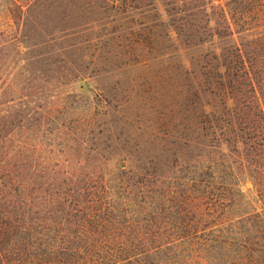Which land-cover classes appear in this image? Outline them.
I'll use <instances>...</instances> for the list:
<instances>
[{
	"label": "trees",
	"instance_id": "16d2710c",
	"mask_svg": "<svg viewBox=\"0 0 264 264\" xmlns=\"http://www.w3.org/2000/svg\"><path fill=\"white\" fill-rule=\"evenodd\" d=\"M142 1L182 83L177 139L136 161L19 58L48 0H0V264H264V0Z\"/></svg>",
	"mask_w": 264,
	"mask_h": 264
},
{
	"label": "rangeland",
	"instance_id": "374dc122",
	"mask_svg": "<svg viewBox=\"0 0 264 264\" xmlns=\"http://www.w3.org/2000/svg\"><path fill=\"white\" fill-rule=\"evenodd\" d=\"M148 9L142 0H48L47 16L37 18L38 27L27 28V38L18 37L24 46L31 45L19 58L39 70L37 78L54 92L75 97L68 100V114L94 111L99 133L125 151L142 150L131 152L136 161L149 157L153 145L177 139L181 102L182 66L176 49L160 43L163 27H156L159 44L153 42L152 52L145 50L149 29H139L157 19ZM8 25L2 11L0 43L11 33ZM106 141H90V147Z\"/></svg>",
	"mask_w": 264,
	"mask_h": 264
}]
</instances>
